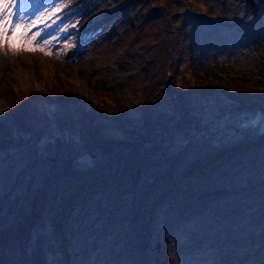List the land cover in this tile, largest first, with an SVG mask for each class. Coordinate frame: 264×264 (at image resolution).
Segmentation results:
<instances>
[{
    "label": "trees",
    "instance_id": "obj_1",
    "mask_svg": "<svg viewBox=\"0 0 264 264\" xmlns=\"http://www.w3.org/2000/svg\"><path fill=\"white\" fill-rule=\"evenodd\" d=\"M193 2L172 4L186 5L184 12L162 9L161 18L176 26L153 27L155 41L124 76L114 75L113 65L98 66L83 89L72 73L60 76L64 71L50 65L36 66L23 87L0 74L10 117L0 118V264H80L92 255V241L99 252L135 221L145 233L155 198L182 179H189L185 196L231 173L249 153L252 161L264 159V129L256 127L261 137L251 140L239 135L240 123L257 113L264 124V1L246 42L222 25L227 9L201 5L198 12ZM139 77L155 88L147 81L139 99L122 95ZM85 154L94 156L90 167L77 161ZM237 251L263 257L264 231Z\"/></svg>",
    "mask_w": 264,
    "mask_h": 264
},
{
    "label": "rangeland",
    "instance_id": "obj_2",
    "mask_svg": "<svg viewBox=\"0 0 264 264\" xmlns=\"http://www.w3.org/2000/svg\"><path fill=\"white\" fill-rule=\"evenodd\" d=\"M195 1L197 4L193 2V9L198 12L202 6L203 9H229L230 26L235 27L233 31L229 28L230 36L239 37L240 42L250 39L253 23L242 19L244 0ZM176 2L177 0H48L42 8H49L54 4L60 8L70 6V10L64 14L60 31L52 37H46L52 41L51 54L44 55L40 51H21L17 54L7 50L0 51V74H6V78L12 79L16 87H23V83L28 84L34 79L33 70L36 66L45 68L50 65L56 67H51L53 71H64L60 76L72 73L83 89L87 87V75L96 71L98 66L113 65L114 75L124 76L127 73L122 70L134 67L148 43L155 41L156 32L153 27L176 26L167 15L164 22L157 21L158 17L161 18L162 9L167 14L186 11V5H172ZM258 3L260 5L259 1ZM152 9L153 13L149 14ZM191 18L209 20L205 16ZM212 22L221 24L222 21ZM65 28L67 31H64ZM94 31H97L95 35ZM167 43L170 48L171 42ZM53 45L56 47L52 48ZM65 45H68L67 49ZM257 54L259 53L253 52L251 55L254 57ZM1 55L10 56L9 63L7 57L3 60ZM163 57L164 53L158 59L157 67H160V61L165 63ZM43 73H46L45 69ZM181 76L186 82L189 81L187 76L184 77L182 73ZM162 79L168 87L167 77ZM147 81L153 83L149 77L147 80L142 77L130 80L120 92L130 99H139L146 89L144 86ZM155 86L152 84L151 89ZM6 108V101L0 95L1 119H10ZM263 126L264 124L258 126V129L263 130ZM254 127L249 122L240 123L239 135L247 140L258 137L261 134L256 133ZM250 157L251 153L245 155L244 161L236 163L230 169L231 173L226 172L213 184L200 187L201 192L191 191L183 196L189 179H182L176 184L174 191L155 198L153 210L145 220L148 223L145 233H141L142 221H135L121 236L116 235L103 244L99 252V241H92V255H87L80 264H261L264 256H242L237 251L243 250V243L253 233L264 231V193L260 192L264 187V159L252 161ZM91 159L94 156L85 154L77 161L90 167L93 165ZM239 164L247 166L240 169ZM237 168L240 170L236 171ZM233 171L236 173L233 174ZM257 182L263 185L255 186ZM252 200L256 203L255 206L251 210L241 211L242 206ZM174 201L177 202L176 205L172 204ZM205 209L211 210L208 215L195 216Z\"/></svg>",
    "mask_w": 264,
    "mask_h": 264
},
{
    "label": "snow or ice",
    "instance_id": "obj_3",
    "mask_svg": "<svg viewBox=\"0 0 264 264\" xmlns=\"http://www.w3.org/2000/svg\"><path fill=\"white\" fill-rule=\"evenodd\" d=\"M16 9L17 0H0V51L7 50L12 54L40 51L44 55H50L52 41L45 37L47 26L40 28L39 25L55 17L62 8L54 4L49 8H41L28 17L23 7L18 12ZM33 28L37 30L33 32ZM64 47L67 49L68 45Z\"/></svg>",
    "mask_w": 264,
    "mask_h": 264
},
{
    "label": "water",
    "instance_id": "obj_4",
    "mask_svg": "<svg viewBox=\"0 0 264 264\" xmlns=\"http://www.w3.org/2000/svg\"><path fill=\"white\" fill-rule=\"evenodd\" d=\"M257 7L255 0H245L243 18L247 17L251 21L256 16Z\"/></svg>",
    "mask_w": 264,
    "mask_h": 264
}]
</instances>
